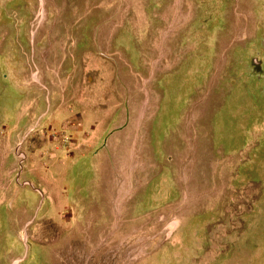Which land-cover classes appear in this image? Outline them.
Listing matches in <instances>:
<instances>
[{"label":"rangeland","instance_id":"obj_1","mask_svg":"<svg viewBox=\"0 0 264 264\" xmlns=\"http://www.w3.org/2000/svg\"><path fill=\"white\" fill-rule=\"evenodd\" d=\"M0 264H264V0H0Z\"/></svg>","mask_w":264,"mask_h":264}]
</instances>
